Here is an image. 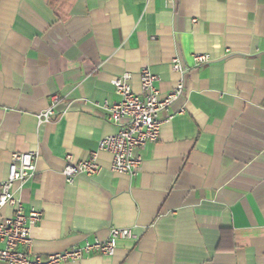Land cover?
<instances>
[{"label":"crops","instance_id":"0c3cea01","mask_svg":"<svg viewBox=\"0 0 264 264\" xmlns=\"http://www.w3.org/2000/svg\"><path fill=\"white\" fill-rule=\"evenodd\" d=\"M198 53L209 61L195 66ZM142 67L161 97L182 92L138 170L112 172L99 151L96 174L66 183L65 155L85 159L116 131L113 79L129 73L138 93ZM30 151L34 175L13 189L41 212L32 254L119 227L132 237L113 255L62 264H264V0H0V182Z\"/></svg>","mask_w":264,"mask_h":264},{"label":"built area","instance_id":"2783aa9c","mask_svg":"<svg viewBox=\"0 0 264 264\" xmlns=\"http://www.w3.org/2000/svg\"><path fill=\"white\" fill-rule=\"evenodd\" d=\"M195 66L209 61L208 54H193ZM172 67L181 70L177 58L172 59ZM156 76L147 68L139 71V92L132 91L130 74L124 72L113 79V87L120 96L118 102L108 106V120L116 126V131L102 137L97 149L82 160L73 162L71 154H66L62 167V175L66 183L71 184L79 174L92 176L96 174L100 165L97 162L99 151H106L111 155L109 169L112 172L134 175L141 164L140 150L148 143L158 139L160 120L158 112L169 106L182 92V85L164 96H160L157 88ZM40 114L38 122H47L54 114L55 101ZM35 152H14L8 165V174L0 182V260L7 264H62L66 261L81 259L91 254L111 256L115 251V241L132 237L130 228L113 227L106 240L85 241L43 257L32 254L30 228L41 218V212L30 208L23 210L21 200L16 196L13 185L15 182L26 181L35 172ZM9 208L10 214L3 215L2 209Z\"/></svg>","mask_w":264,"mask_h":264}]
</instances>
